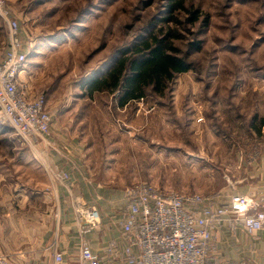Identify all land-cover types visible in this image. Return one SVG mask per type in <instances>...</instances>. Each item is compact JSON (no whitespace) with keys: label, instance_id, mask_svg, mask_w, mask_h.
I'll list each match as a JSON object with an SVG mask.
<instances>
[{"label":"rangeland","instance_id":"rangeland-1","mask_svg":"<svg viewBox=\"0 0 264 264\" xmlns=\"http://www.w3.org/2000/svg\"><path fill=\"white\" fill-rule=\"evenodd\" d=\"M171 1L2 0V9L18 23L25 49L39 53L28 59L29 68L39 65L37 78L47 75L55 81L46 102L53 119L78 103L74 113L87 126L83 144L90 148L87 165L93 167V180L102 186L120 185L123 191L148 183L165 192L211 196L225 183L228 160L244 151L260 152L264 144V125L260 135L252 131L248 140L241 134L250 123L264 120V0H175L181 9L170 8ZM191 13L193 20L188 22ZM155 33L160 38L167 34L171 45L183 52L191 42H201L189 56L194 68L177 75L163 97L141 101L140 116L134 117L130 109L119 113L104 106L109 102L105 94L87 106L80 85L88 76L105 73L121 51ZM6 38L0 19V56ZM231 46L238 48L233 51ZM176 87L180 93L198 89L191 104L176 94L181 101L177 112L168 92ZM153 100L159 103L151 108ZM197 100L205 102L207 114L215 112L213 120ZM197 116L203 121L196 123ZM213 123L228 136L209 139ZM41 148L35 149L42 152ZM182 148L193 157L181 154ZM198 150L206 158H196ZM27 152L39 161L10 129L0 132V261L8 264H22L18 253L26 245L27 223L33 239L46 230L42 207L31 202L33 211L28 213L16 203L24 186L44 182L43 174L27 164ZM45 178L51 187L57 183Z\"/></svg>","mask_w":264,"mask_h":264},{"label":"crops","instance_id":"crops-1","mask_svg":"<svg viewBox=\"0 0 264 264\" xmlns=\"http://www.w3.org/2000/svg\"><path fill=\"white\" fill-rule=\"evenodd\" d=\"M5 40L7 42V38ZM38 54L29 53V50H26V60L19 73L20 86H26L33 96L42 93L48 103V98L51 97L50 90L55 81L52 80L51 83L47 75L40 80L37 78L36 71L39 65L33 68H29L27 65L28 59L36 57ZM45 86L47 87L45 88ZM177 88L172 92L168 91L175 111L181 103L176 94L186 96L184 101L186 100L188 104H191L190 99H195L194 96L198 94L196 93L198 89L195 87L188 89L187 93L183 89H180L183 90L180 93L179 88ZM99 95L94 94V99L87 97L89 103L85 104L92 107L95 103L94 100ZM113 99L107 96L109 102L104 106L111 105L117 112H125L130 109L134 117L140 116L141 111L138 113V108H140L141 101L117 108L116 104L113 103ZM197 101L198 104H202L199 100ZM156 103L158 104L159 101L153 100V105L149 107L153 108ZM203 103V114L207 115L205 102L203 101ZM77 104L75 103L69 109L71 112L65 111L64 114H58L54 119L51 116L52 125L48 140L52 143L51 148L55 151L43 146L39 161L31 153V155L28 152L26 153L27 164L33 165L43 174L41 177L44 178V182L34 187L24 186L21 190L20 201H16V203L17 206L18 204L23 205L28 213L33 211L31 202H35V205L38 204L39 207H42L44 209V212L42 211L44 213L42 220L44 221L42 222L46 230L39 231L33 239L29 236L30 224L27 223L26 245L23 244L21 252L18 253L22 264H54L53 254L55 252H60L63 255L64 261L62 264H78V248L81 241H84L97 254L101 264H125L120 259H111L109 253L111 245L122 249L127 244V238L121 233L120 227L125 206L123 188L120 189V185L117 186V184L116 186H102V184H98L93 180V167L89 168L87 165L89 156H91L90 148H85L83 144L87 126H85L84 120L78 115L77 111L74 113L75 108L79 106ZM212 112L214 115L215 112ZM187 122L190 125L194 124L191 119ZM116 124L118 126L124 125L122 121H116ZM207 136L213 141L218 138L215 134H208ZM184 150V148L181 149V154L193 157L191 153H186ZM197 153H199V156L194 155L197 156L196 158H206V156L200 155L201 151L198 150ZM256 153L259 154V158H256ZM44 162H47L54 170L67 173L70 177L69 186L75 192V195L81 196L87 204L96 207L100 218V224L97 227L89 229L85 233L79 230L70 211L69 202L66 198L67 193L63 185L57 182L51 187L48 181H45L46 174L43 166H41ZM223 170L226 175L228 174L226 176L227 181L225 180L223 187L215 190L217 193L211 194L217 204H226L231 194L246 195L252 199H257L261 188L264 186V144L261 146L260 152L244 151L234 155V160H228L227 166H224ZM46 189L48 192H44ZM263 207L264 205L260 204L256 209L261 210ZM46 211L48 213H45ZM23 216L26 217V215ZM46 218L48 219L46 220ZM47 222L49 223L46 224ZM212 233L213 254L221 261L231 264H264V231L250 234L242 228L231 229L227 223H222L215 227Z\"/></svg>","mask_w":264,"mask_h":264},{"label":"built area","instance_id":"built-area-1","mask_svg":"<svg viewBox=\"0 0 264 264\" xmlns=\"http://www.w3.org/2000/svg\"><path fill=\"white\" fill-rule=\"evenodd\" d=\"M0 19L7 29V47L0 56V126L10 129L23 145L41 159L37 145L51 147L48 140L51 114L42 94L31 95L20 86L19 73L26 60V49L18 23L2 9ZM202 116L195 118L196 123ZM47 178L63 185L70 211L82 233L100 224L96 207L73 194L69 175L42 164ZM125 206L120 222L121 233L127 238L122 249H109L111 259L125 264H231L213 254L212 230L227 223L231 229L247 233L264 231V186L257 199L231 194L226 204H217L212 196L196 193L165 192L148 183H139L123 191ZM54 264H62L60 252L53 254ZM78 264H101L99 257L81 241ZM0 264H8L0 261Z\"/></svg>","mask_w":264,"mask_h":264},{"label":"trees","instance_id":"trees-1","mask_svg":"<svg viewBox=\"0 0 264 264\" xmlns=\"http://www.w3.org/2000/svg\"><path fill=\"white\" fill-rule=\"evenodd\" d=\"M171 2L170 8L181 9V5L177 4V1ZM190 19L193 20V13H191L188 22ZM168 20L170 21V19ZM200 46L201 42L199 41L191 42L187 51L183 52L171 45L167 34L162 38L156 33L152 34L149 39L141 40L121 51L114 58L113 64L106 65L105 73L88 76L86 84L80 85L84 92L83 96L92 99L94 94H105L114 98L113 103L117 108L142 101L148 96L163 97L164 90L177 75L190 72L194 68V63L190 61L189 56L193 51H198ZM237 48V46H231L229 49L236 51ZM97 73H101V70H97ZM208 114L206 115L207 119L213 120V112ZM263 125V119L258 122L254 121L248 127L243 128L241 134H244V138L248 140L252 131L260 135ZM210 126L215 136H228L221 126L215 123ZM7 130L9 129L0 126V132Z\"/></svg>","mask_w":264,"mask_h":264}]
</instances>
